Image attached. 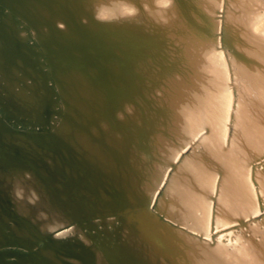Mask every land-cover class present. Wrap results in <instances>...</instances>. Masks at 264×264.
I'll return each instance as SVG.
<instances>
[{
    "label": "bare ground",
    "instance_id": "6f19581e",
    "mask_svg": "<svg viewBox=\"0 0 264 264\" xmlns=\"http://www.w3.org/2000/svg\"><path fill=\"white\" fill-rule=\"evenodd\" d=\"M0 9V264H264V0Z\"/></svg>",
    "mask_w": 264,
    "mask_h": 264
},
{
    "label": "clouds",
    "instance_id": "9594fccd",
    "mask_svg": "<svg viewBox=\"0 0 264 264\" xmlns=\"http://www.w3.org/2000/svg\"><path fill=\"white\" fill-rule=\"evenodd\" d=\"M174 0H152V4L155 9L160 10L159 13V19L156 21L161 24H167L168 23V17L166 15L167 10L172 7ZM105 7L104 5L99 6L94 13L95 19H97L98 22L101 23H111L116 19H119L117 17H109L105 13ZM145 10H148V5H145ZM138 14V9L135 6L126 7L123 12L122 18H128L133 17Z\"/></svg>",
    "mask_w": 264,
    "mask_h": 264
},
{
    "label": "rangeland",
    "instance_id": "374dc122",
    "mask_svg": "<svg viewBox=\"0 0 264 264\" xmlns=\"http://www.w3.org/2000/svg\"><path fill=\"white\" fill-rule=\"evenodd\" d=\"M6 10H8V7H6ZM1 9H0V13H1ZM17 28H20L19 26ZM42 29H46V26L45 27H42ZM36 31V30H35ZM220 228V227H217V229Z\"/></svg>",
    "mask_w": 264,
    "mask_h": 264
}]
</instances>
